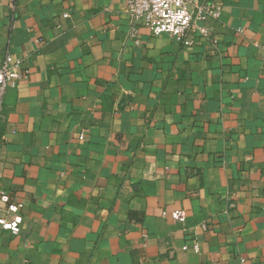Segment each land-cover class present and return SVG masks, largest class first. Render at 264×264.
<instances>
[{
  "label": "crops",
  "instance_id": "1",
  "mask_svg": "<svg viewBox=\"0 0 264 264\" xmlns=\"http://www.w3.org/2000/svg\"><path fill=\"white\" fill-rule=\"evenodd\" d=\"M219 1L215 44L184 45L132 38L126 0H0V66L26 72L0 264H264V0Z\"/></svg>",
  "mask_w": 264,
  "mask_h": 264
},
{
  "label": "built area",
  "instance_id": "2",
  "mask_svg": "<svg viewBox=\"0 0 264 264\" xmlns=\"http://www.w3.org/2000/svg\"><path fill=\"white\" fill-rule=\"evenodd\" d=\"M125 3L132 38H136L139 28L143 27L151 35H168L184 45H191L194 40H197L192 37L196 33L215 44V40L209 36L208 29L198 27L197 24L219 19L223 7L219 0H126ZM25 77L26 72L16 70L15 67L7 64L0 66V126L4 118L5 92L16 88ZM0 203L5 205L6 213L5 217H0V231H7L12 235L20 234L23 223V204L12 199L6 192L0 194ZM172 219L183 223L185 213L174 211ZM194 249L197 250V247L195 246Z\"/></svg>",
  "mask_w": 264,
  "mask_h": 264
}]
</instances>
